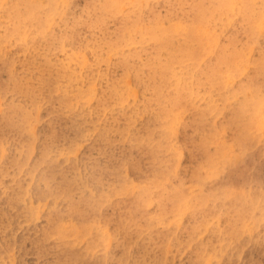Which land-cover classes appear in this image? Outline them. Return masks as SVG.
<instances>
[{
	"label": "rangeland",
	"instance_id": "rangeland-1",
	"mask_svg": "<svg viewBox=\"0 0 264 264\" xmlns=\"http://www.w3.org/2000/svg\"><path fill=\"white\" fill-rule=\"evenodd\" d=\"M29 1L0 0V264H264V0Z\"/></svg>",
	"mask_w": 264,
	"mask_h": 264
},
{
	"label": "bare ground",
	"instance_id": "bare-ground-1",
	"mask_svg": "<svg viewBox=\"0 0 264 264\" xmlns=\"http://www.w3.org/2000/svg\"><path fill=\"white\" fill-rule=\"evenodd\" d=\"M30 1H31V0H30ZM30 1H29V2H30ZM16 2H17V1H16ZM33 2H34V1H33ZM106 2H108V1H106ZM109 2H110V1H109ZM245 2H246V1H245ZM205 3H206L205 0H194V1L192 2V5H191V6L194 5V8H195L196 10H194V11H189V13H187V14H188V17H189V18L191 17V18L193 19L194 16H198V15H199L198 17H200L201 15L206 16V15H208V14H210V13H213L214 10H215V9H214V3L209 2V3H208V4L210 5L209 7H205V6H204ZM242 3L244 4V1H242ZM32 4H33V3H32ZM110 4H111V2H110ZM243 4H242V6H243ZM16 6H18V5H16ZM111 6H113V5H110V7H111ZM246 6H249V5L246 4ZM38 7H40V6H38ZM215 7H216V6H215ZM244 7H245V6H244ZM13 8H14V7H13ZM107 8H108V7H107ZM111 8H112V7H111ZM103 9H104V8H103ZM19 10H20V9H19ZM106 10H107V9H106ZM9 12H10V11H9ZM30 12H31V11H30ZM34 12L36 13L35 10H34ZM16 13H17V12H16ZM48 13H49V11H48ZM242 13H243V14H242V21L246 20V22H249V21L251 20V18H252L253 11H252L251 9H245L244 12H242ZM39 14H40V13H39ZM27 15H28V13H27ZM50 15H51V13H50ZM50 15H46V16L49 17ZM102 15H103V14H102ZM11 16H12V14H11ZM44 16H45V13H44ZM103 16H104V15H103ZM29 17H30V16H29ZM52 17H53V16H52ZM18 18H19V17H18ZM27 18H28V17H27ZM33 18H34V16H33ZM42 18H43V17H42ZM191 18H190V19H191ZM35 19H36V18H35ZM35 19H34V22H35ZM46 19H47V18H46ZM152 19H153V21H154V16L152 17ZM155 19H156V18H155ZM13 20H14V19H13ZM20 20H21V19H19V22H20ZM25 20H26V19H25ZM48 20H49V19H48ZM48 20H47V21H48ZM40 21H41V20H40ZM51 21H52V20H51ZM51 21H48V24H49V22H51ZM155 21H157V20H155ZM14 22H17V21H14ZM31 22H33V21H31ZM37 23H38V22H37ZM39 23H40V22H39ZM39 23H38V24H39ZM18 24H20V23L17 22V26H18ZM24 24H25V23H24ZM32 24H33V23H32ZM41 24H42V23H41ZM157 24H158V23H157ZM13 25H15V24H13ZM13 25H12V26H13ZM35 25H37V24L35 23ZM35 25H32V26H35ZM148 25H149V24H148ZM27 26H28V24H27ZM27 26H26V27H27ZM158 26H159V25H158ZM24 27H25V26H24ZM42 27H45V26H42ZM130 27H131V26H130ZM189 27H190V26H189ZM18 28H19V27H18ZM29 28H30V27H29ZM29 28H27L25 31L27 32V30H29ZM34 28H36V26H35ZM39 28L41 29V27H39ZM39 28H38V29H39ZM152 28L154 29V27H152V26L150 25V29H152ZM158 28H159V27H158ZM170 28H171V27H170ZM170 28H169V29H170ZM173 28H174V27H173ZM190 28H191V30H192L193 27L191 26ZM12 29H13V28H12ZM21 29H23V28H21ZM44 29H45V28H44ZM153 29H152V30H153ZM171 29H172V28H171ZM174 29H175V28H174ZM5 30H6V28H5ZM33 30H34V29H33ZM36 30H37V29H36ZM126 30H127V29H126ZM128 30H130V29H128ZM165 30H166V29H165ZM165 30H164V28H163L162 31H165ZM187 30H188V29H187ZM10 31H11V29H9V32H10ZM17 31H18V29H17ZM31 31H32V30H31ZM175 31H176V30H175ZM1 32H2V31H1ZM11 32H13V30H12ZM14 32H15V31H14ZM14 32H13V33H14ZM150 32H151V31H150ZM170 32H171V30L169 31V33H170ZM3 33H4V32H3ZM7 33H8V32H7ZM7 33H6V34H7ZM163 33H164V32H163ZM4 34H5V33H4ZM30 34H31V33H30ZM33 34H34V33H32V35H33ZM40 34H42V33H40ZM40 34H39V35H40ZM153 34H154V36L156 37L155 33H153ZM156 34H157V33H156ZM8 35H9V34H8ZM42 35H43V34H42ZM165 35H166V33H165ZM3 36H5V35H3ZM3 36H2V37H3ZM117 36H118V35H117ZM128 36H129V35H128ZM151 36H153V35H151ZM159 36H160V32H159ZM159 36H158V37H159ZM158 37H157V38H158ZM165 37H166V36H165ZM165 37H163V38H165ZM190 37H191V36H190ZM192 37H193V36H192ZM229 37H230V36H229ZM3 38H7V37L5 36V37H3ZM124 38H125V37H124ZM161 38H162V37H161ZM161 38L159 37L158 39H161ZM163 38H162V40H163ZM169 38H170V35H169ZM171 38H172V37H171ZM189 39H190V38H189ZM196 39H198V38H196ZM196 39H195V41H197ZM235 39H236V35L233 34V35L229 38L230 45H225V49H224V51H227V52H229L230 54L235 53L234 50H236V49H235L233 46H231V45H233V43H235ZM6 40H7V39H5L3 42L5 43ZM99 40H100V39H99ZM114 40H115V39H114ZM114 40H113V41H114ZM128 40H129V39H128ZM128 40H127V42H128ZM166 40H167V39H166ZM191 40H192V39H191ZM193 40H194V39H193ZM104 41H105V39H103V42H104ZM198 41H199V39H198ZM97 42H98V41H97ZM110 42H111V41H110ZM159 42H160V41H159ZM1 43H2V42H1ZM162 43H163V42H162ZM162 43H161V45H162ZM100 44H101V43H100ZM100 44H99V45H100ZM103 44L106 45V43H103ZM103 44H102V45H103ZM0 45H1V44H0ZM2 45H3V44H2ZM99 45H98V46H99ZM220 47H221V46H220ZM160 48H162V46H161ZM164 48H165V47H164ZM164 48H163V50H164ZM194 48H195V47H194ZM100 49H101V48H100ZM108 49H110V48H108ZM112 49H113V48H112ZM218 49H219V48H218ZM102 50H103V49H102ZM102 50H100V52H102ZM104 51H105V50H104ZM106 51H107V50H106ZM110 51H111V49H110ZM115 51H117V49H116ZM113 52H114V51H113ZM190 52H191V51H190ZM109 53H110V52H109ZM192 53H193V52H192ZM220 53H221V52H220ZM220 53H219V54H220ZM105 54H106L105 56L108 57V56H107V53H105ZM224 55H225V54H224ZM224 55L221 56V57L223 58ZM157 56H158V55H157ZM219 56H220V55H219ZM226 56H227V55H226ZM236 56H237V55H236ZM101 57H103V56H101ZM221 57H220V58H221ZM228 57H230V55H228ZM224 58H225V57H224ZM224 58H223V60H225ZM230 58H231V57H230ZM234 58H235V56H234ZM228 59H229V58H228ZM232 59H233V58H232ZM221 60H222V59H221ZM221 60H220V62H221ZM35 61H36V60H35ZM159 61H160V60H159ZM226 61H227V60H226ZM38 62H39V61H38ZM223 62H224V61H223ZM228 62H229V60L227 61V63H228ZM232 62H233V61H232ZM36 63H37V62H36ZM44 63H45V62H44ZM162 63H163V62H162ZM227 63H226V64H227ZM34 64H35V63H34ZM224 64H225V63H224ZM226 64H225V67H226ZM230 64H231V63H230ZM158 65H159V63H158ZM173 65H174V64H173ZM217 65H219V64H217ZM220 65H221V64H220ZM58 66H60V65H58ZM156 66H157V65L155 64V69H156ZM160 66H161V65H160ZM213 67H214V66H213ZM213 67H212V68H213ZM35 68H36V67H35ZM161 68H162V66H161ZM161 68H160V69H161ZM226 68H227V67H226ZM36 69H37V68H36ZM150 69H151V68H150ZM155 69L153 68V69H151V70H152V71L154 70V73H157V70H158V69H157L156 71H155ZM214 69H215V67H214ZM33 71H34V70H33ZM212 71H214V70H212ZM224 71H226V70H224ZM77 72H78V71H77ZM77 72H76V73H77ZM148 72H149V71H148ZM148 72H147V73H148ZM59 73H60V72H59ZM63 73H64V71H63ZM73 73H74V72H73ZM152 73H153V72H152ZM213 73H215V71H214ZM216 73H218V72H216ZM220 73H222V72H220ZM21 74H22V73H21ZM218 74H219V73H218ZM56 75L58 76L57 73H56ZM63 75H64V74H63ZM81 75H83V74H81ZM225 75H226V72H225ZM21 76L23 77V75H21ZM47 76H48V75H47ZM47 76H46V77H47ZM79 76H80V75H79ZM86 76H87V75H86ZM150 76H151V75H150ZM152 76H153V75H152ZM162 76H163V74H162ZM208 76H209V75H208ZM76 77H78V76H76ZM81 77H82V76H81ZM90 77H91V76H90ZM153 77H154V76H153ZM14 78H16V77L14 76ZM58 78H59V77H58ZM71 78H73V77H71ZM85 78H88V80H89V76H88V77H85ZM91 78H92V77H91ZM150 78H151V77H150ZM161 78H162V77H161ZM209 78H210V77H209ZM27 79H29V78H27ZM46 79H47V78H46ZM48 79H49V78H48ZM48 79H47V80H48ZM47 80H45V81H47ZM74 80H75V79H74ZM80 80H81V79H80ZM88 80H87V81H88ZM92 80H94V79H92ZM206 80H207V78H206ZM40 81H42V80H40ZM64 81H65V80H64ZM69 81H72V80H70V76H69ZM78 81H79V79L77 80V82H78ZM207 81H208V80H207ZM211 81H212V80H210V82H211ZM59 82H60V81H59ZM59 82H57L56 84L58 85ZM73 82H75V81H73ZM83 82H84V81H83ZM88 82L91 83V81H88ZM153 82H154V81H153ZM14 83H15V82H14ZM71 83H72V82H71ZM81 83H82V82H81ZM90 83H89V84H90ZM26 84H27L26 86L29 85L28 83H26ZM38 84H39V83H38ZM38 84H37V85H38ZM41 84H42V83H41ZM63 84H64V83H63ZM67 84H70V83H67ZM82 84H85V83H82ZM92 84H93V83H92ZM119 84H120V83H119ZM215 84H216V83H215ZM61 85H62V84H61ZM61 85H60V86H61ZM74 85H75V84H74ZM76 85H77V83H76ZM78 85H79V84H78ZM122 85H123V84H122ZM176 85H177V84H176ZM71 86H72V85H71ZM81 86H82V85H81ZM81 86H80V87H81ZM91 86H92V85H91ZM95 86H96V84H95ZM118 86H120V85H118ZM160 86H161V84H160ZM177 86H179V85H177ZM58 87H59V86H58ZM61 87H62V86H61ZM64 87H65V86H64ZM69 87H70V86H69ZM77 87H78V86H77ZM82 87L84 88V86H82ZM40 88H41V87H40ZM54 88H56V87H54ZM59 88H60V87H59ZM66 88H67V86H66ZM83 88H81V89H83ZM107 88H108V87H107ZM107 88H106V90H107ZM118 88H120V87H118ZM158 88H159V87H158ZM91 89H92V88H91ZM110 89H111V88L109 87V90H110ZM155 89H156V88H155ZM162 89H163V88H162ZM162 89L160 88L159 91H161ZM166 89H167V88H166ZM247 89H248V88H247ZM25 90H26V87H25ZM27 90H28V88H27ZM29 90L31 91V89H29ZM62 90H63V89H62ZM71 90H72V88H71ZM113 90H115V89H113ZM116 90H117V87H116ZM121 90H122V89H121ZM53 91H54V90H53ZM76 91H77V94H78L81 90H80L79 92H78V90H76ZM82 91H83V90H82ZM152 91H153V90H152ZM157 91H158V90H157ZM159 91H158V93H159ZM162 91H163V90H162ZM244 91H245V90H244ZM17 92H18V91H17ZM20 92H21V91H20ZM28 92H29V91H28ZM40 92H41V91H40ZM70 92H71V91H70ZM96 92H97V87H96ZM112 92H113V91H112ZM167 92H168V91H167ZM22 93H23V92H22ZM65 93H66V92H65ZM72 93H73V92H72ZM72 93H71V94H72ZM80 93H81V92H80ZM97 93H98V92H97ZM108 93H109V92H108ZM110 93H111V92H110ZM114 93H115V92H114ZM117 93H118V91H117ZM49 94H50V93H49ZM66 94H67V93H66ZM66 94H65V96H67ZM74 94H76V93H74ZM82 94H83V93H82ZM40 95H41V94H40ZM63 95H64V94H63ZM79 95H80V94H79ZM95 95H96V94H95ZM26 96H27V95H26ZM35 96H36V95H35ZM73 96H74V95H73ZM82 96H84V95H82ZM86 96H87V95H86ZM88 96H89V94H88ZM113 96H114V95H113ZM113 96H112V97H113ZM116 96H117V95H116ZM121 96H122V94H121ZM158 96H159V94H158ZM166 96H167V95H166ZM166 96H165V97H166ZM63 97H64V96H63ZM75 97H76V96H75ZM112 97H111V98H112ZM123 97H125V98L127 99V96H124V95H123L122 98H123ZM150 97H151V96H150ZM152 97H153V96H152ZM155 97L157 98V95H156ZM190 97H191V96H190ZM24 98H25V97H24ZM50 98H51V97H50ZM166 98L170 99L171 96H170V97L167 96ZM69 99H71V98H69ZM114 99H115V98H114ZM157 99H158V98H157ZM25 100H26V99H25ZM118 100H120V99H118ZM150 100H151V99H150ZM210 100H211V99H210ZM210 100H209V101H210ZM43 101H44V100H43ZM101 101H102V100H101ZM124 101H125V99H124ZM65 102H66V100H65ZM117 102H118V101H117ZM120 102H121V101H120ZM156 102H157V101H156ZM206 102H207V101H206ZM16 103H17V102H16ZM20 103H21V101H20ZM23 103H24V102H23ZM37 103H40V102H37ZM41 103H42V102H41ZM70 103H73L72 100L70 101ZM123 103H124V102H123ZM159 103H160V102H159ZM209 103H210V102H209ZM119 104H120V103H119ZM162 104H164V103H162ZM172 104H173V103H172ZM244 104H245V103H244ZM21 105H22V104H20V106H21ZM70 105H71V104H70ZM246 105H247V104H246ZM246 105H245V106H246ZM37 106H38V105H37ZM68 106H69V104H68ZM129 106H130V105H129ZM196 106H197V105H196ZM200 106H201V105H200ZM245 106H244V107H245ZM39 107H40V105H39ZM165 107H166V106H165ZM210 107H211V106L209 105L208 108H210ZM242 107H243V105H242ZM242 107H241V108H242ZM246 107H248V106H246ZM30 108H31V107H30ZM122 108H123V107H122ZM125 108H127V107H125ZM166 108H167V107H166ZM168 108H170V107L168 106ZM196 108H197V107H196ZM199 108H200V107H199ZM254 108H255V107H252V109H254ZM28 109H29V108H28ZM66 109H67V108H66ZM69 109H70V107L68 108V110H69ZM117 109H118V108H117ZM131 109H133V112H134V108H131ZM131 109H130V111L132 112ZM164 109H165V108H164ZM235 109H236V108H235ZM239 109H240V108H239ZM245 109H246V108H245ZM166 110H167V109H166ZM166 110H165V111H166ZM25 111H26V110H25ZM123 111L125 112V109H123ZM135 111H136V110H135ZM160 111H161V110H160ZM163 111H164V110H163ZM161 112H162V111H161ZM166 112H167V111H166ZM170 112H171V111H170ZM176 112H177V111H176ZM238 112H239V111H238ZM241 112L243 113V110H242V109H241ZM253 112L255 113V111H253ZM12 113H13V112H12ZM128 113H130V112L128 111ZM128 113H127V114H128ZM248 113H249V112H248ZM66 114H67V113H66ZM117 114H118V113H117ZM131 114H132V113H131ZM131 114H130V115H131ZM153 114H154V113H153ZM164 114H165V113H164ZM172 114H174V112H172ZM244 114H245V112L243 113V115H244ZM25 115H27V114H25ZM64 115H65V114H64ZM155 115H156V114H155ZM157 115H160V114H157ZM166 115L168 116V113L165 114V116H166ZM239 115H241L240 112H239ZM153 116H154V115H152V117H153ZM241 116H242V115H241ZM245 116H247V115H245ZM257 116H258V115H257ZM257 116H256V117H257ZM155 117H156V116H155ZM155 117H154V118H155ZM160 117H161V116H160ZM168 117H170V116H168ZM168 117H167V118H168ZM175 117H176V116H175ZM8 118H9V117H8ZM157 118H159V116H158ZM157 118H155L156 121H157ZM163 118H165V117H163ZM172 118H173V117H172ZM244 118H245V117H244ZM249 118H250V117H249V114H248V119H249ZM108 119H109V118H108ZM176 119H177V117H176ZM178 119H179V118H178ZM253 119H254V118H253ZM259 119H260V118H259ZM29 120H30V119H29ZM174 120H175V119H172V122H175V121H176V120H175V121H174ZM243 120H244V119H243ZM244 121H245V120H244ZM247 121H248V120H247ZM247 121H245V122L248 123ZM253 121H254V120H253ZM253 121H252V122H253ZM157 122H158V121H157ZM166 122H167V121H166ZM177 122H178V121H177ZM211 122H212V121H211ZM249 122H251V119H250ZM24 123H25V122H24ZM24 123H23V124H24ZM27 123H28V122H27ZM158 123H159V122H158ZM170 123H171V122H170ZM170 123L168 122V123H166V124H168V126H170ZM253 123H255V122H253ZM8 124H10V123H8ZM20 124H21V123H20ZM28 124H29V123H28ZM241 124H242V123H241ZM244 124H245V123H244ZM30 125H31V124H30ZM161 125L163 126L164 123L161 124ZM173 125H175V123H174ZM173 125H172V126H173ZM212 125H214V124H212ZM249 125H250V124H249ZM249 125H248V127H249ZM252 125H253V124H252ZM9 126H10V125H9ZM151 126H152V127H151L152 129H153L154 127L156 128V126H154V125H151ZM153 126H154V127H153ZM159 126H160V125H159ZM159 126H158V127H159ZM166 126H167V125H166ZM168 126H167V127H168ZM172 126H171V127H172ZM236 126H237V125H236ZM242 126H243V125H242ZM242 126H240V128H241ZM12 127H14V126H12ZM28 127H29V126H28ZM158 127H157V128H158ZM160 127H161V126H160ZM244 127H246V126H243V129H245ZM18 128H19V127H18ZM148 128H150V126H149ZM197 128H198V127H197ZM202 128H204V127H202ZM259 128H260V127H259ZM21 129H22V127H21ZM29 129H30V128H29ZM146 129H147V128H146ZM152 129H150V130H152ZM158 129H159V128H158ZM161 129H163V128H161ZM161 129H160V130H161ZM164 129H165V128H164ZM164 129H163V130H164ZM241 129H242V128H241ZM243 129H242V130H243ZM263 129H264V127H263ZM24 130H25V129H24ZM24 130H23V131H24ZM26 130H28V129H26ZM153 130H154V129H153ZM204 130H205V129H204ZM156 131H158V130H156ZM168 131H169V130H168ZM170 131H172V129H170ZM170 131H169V132H170ZM212 131H213V130H212ZM21 132H22V131H21ZM159 132H160V131H159ZM161 132H162V131H161ZM164 132H165V131H164ZM205 132L208 134V132H207L206 130H205ZM16 133H17V132H16ZM154 133H155V132H154ZM163 134H164V133H161V134H159V135H163ZM199 134H200V133H199ZM204 134H205V133H204ZM207 134H206V135H207ZM148 135L151 136L150 133H148ZM164 135L166 136V134H164ZM164 135H163V137H162V136H159V137L164 138V137H165ZM168 135L171 136L170 133H167V136H168ZM172 135H173V134H172ZM200 136H201V135H200ZM207 136H208V135H207ZM22 137H23V136H22ZM27 137H28V136H27ZM211 137H212V136H211ZM28 138H29V137H28ZM151 138H152V137H151ZM155 138H156V137H155ZM198 138H199V136H198ZM213 138H214V137H213ZM213 138H211V139H213ZM153 139H154V138H153ZM168 139H169V138H168ZM201 139H202V137H201ZM206 139H207V138H206ZM209 139H210V138H209ZM209 139H208V140H209ZM154 140H155V139H154ZM157 140H158V139H157ZM27 141H28V140H27ZM152 141H153V140H152ZM159 141H160V140H159ZM215 141H216V139H215ZM217 141H218V140H217ZM25 142H26V141H25ZM29 142H30V141H29ZM153 142H154V141H153ZM156 142H158V141H156ZM198 142H199V139H198ZM202 142H204V138H203ZM202 142H201V143H202ZM207 142H208V141H207ZM209 142H210V140H209ZM209 142H208V144H209ZM213 142H214V141H213ZM218 142H219V141H218ZM151 143H152V142H151ZM160 143H161V142H160ZM205 143H206V142H205ZM205 143H203V144H205ZM149 144H150V143H149ZM209 145H210V144H209ZM216 145H218V144H216ZM216 145H215V151L218 150V152L220 151L219 154H222V153L224 152V150H222V151H223V152H222V151L220 150L221 148H220V149H216V147H217ZM151 146H152V145H151ZM159 146H160V145H159ZM220 146H221V144H220ZM220 146H219V147H220ZM157 147H158V146H157ZM157 147H156V148H157ZM154 148H155V147H154ZM171 148H174V147H170V149H171ZM205 148H207V147H205ZM217 148H218V147H217ZM207 149H208V148H207ZM154 150H155V149H154ZM157 150H158V149H157ZM159 150H160V149H159ZM159 150L157 151V153H158V152H161V150H160V151H159ZM174 150H175V149H174ZM174 150H171V151H174ZM152 151H153V149H152ZM152 151H150V152H152ZM155 152H156V150H155ZM210 152H211V151H210ZM157 153H156V154H157ZM213 153H214V152H212L211 154H213ZM219 154H218V156L221 157L222 155L220 156ZM226 154H227V153H226ZM151 155H152V154H151ZM214 155H217V154H214ZM214 155H213V156H214ZM157 156H159V155H157ZM213 156H212V157H213ZM224 156H225V155H223V158H224ZM153 157H154V156H153ZM153 157H152V158H153ZM159 157H160V156H159ZM216 157H217V156H216ZM216 157H215V159H216ZM219 157H218V158H219ZM205 158H206V157H205ZM205 158H204V161H206ZM207 158H208V157H207ZM207 158H206V159H207ZM209 158L212 159L213 162L215 161V160H213V158H211V157H209ZM209 158H208V159H209ZM25 159H27V158H25ZM154 159H155V158H154ZM208 159H207V160H208ZM221 159H222V158H221ZM219 160H220V159H219ZM219 160H218V162L216 161L214 164H218V163H220ZM152 161H153V160H152ZM199 162H200V161H199ZM224 162H227V161L224 160ZM150 163H151V162H150ZM150 163H149V164H150ZM205 163H206V162H205ZM207 163H208L209 166H211V167L216 166V165L212 164V162H211V165H210L209 162H207ZM202 164H203V163H202ZM208 164H207V166H208ZM220 164H221V163H220ZM220 164H219V165H220ZM212 165H213V166H212ZM223 165H224V164H223ZM223 165H222V166H223ZM139 166H140V165H139ZM198 166H201V165H198ZM222 166H221V168H222ZM137 167H138V166H137ZM137 167H136V168H137ZM161 167H162V166H161ZM196 167H197V166H196ZM228 167H229V166H228ZM162 168H163V167H162ZM166 168L168 169L167 166H166ZM199 168H200V167H198V170H199ZM207 168L209 169V167H207ZM216 168H217V166H216ZM219 168H220V167H219ZM34 170H35V169H34ZM34 170H33V171H34ZM159 170H160V169H159ZM198 170H197V171H198ZM209 170H210V169H209ZM160 171H163V170H160ZM170 171L173 172L172 170H170ZM170 171L168 170L167 172H169V174H170V173H171ZM197 171H196V172H197ZM212 171H215V170H213V168H212ZM175 172H176V171H175ZM209 172H210V171H209ZM209 172H208V173H209ZM218 172H219V171H218ZM32 173H33V172H32ZM198 173H199V172H198ZM169 174H167V175L170 176ZM175 174H176V173H175ZM212 175H214V174H212ZM76 176H77V175H76ZM155 176H156V175H155ZM155 176H154V177H155ZM164 176H166V175H164ZM196 176H198L197 173H196ZM200 176H201V175H199V178H201ZM80 177H81V176H80ZM152 177H153V176H152ZM152 177H151V178H152ZM156 178H157V176H156L154 179H156ZM164 178H165V177H164ZM164 178L161 177L162 180H163ZM197 178H198V177H197ZM148 179H150V178H148ZM162 180H161V181H162ZM166 180H167V178H166ZM149 181H150V180H149ZM152 181L154 182L153 179H152ZM152 181H151V182H152ZM198 181H199V180H198ZM164 183H165V182H164ZM166 183H167V182H166ZM142 185H143V184H142ZM142 185H141V186H142ZM147 185H148V184H147ZM151 185H152V184H151ZM164 185H166V184H164ZM173 185H174V184H173ZM176 185H177V184H176ZM179 185L181 186L182 184H179ZM144 186H145V185H144ZM144 186H143L142 188H146V187H147V186H146V187H144ZM149 186H150V185H149ZM155 186H156V185H155V182H154V187H155ZM159 186H161V185H159ZM162 186H163V183H162ZM168 186H169V185H168ZM182 186H183V185H182ZM182 186H181V187H182ZM165 187H167V186H165ZM170 187H171V186H170ZM170 187H168V188H170ZM181 187H180V188H181ZM142 188H141V189H142ZM150 188H151V187H150ZM157 188H158V187H157ZM163 188H164V186H163ZM178 188H179V187H178ZM152 189H153V188H152ZM164 189H165V188H164ZM143 190H145V189H143ZM146 190H147V188H146ZM149 190H150V189H149ZM171 190H173V188H172ZM171 190H170V191H171ZM174 190H176V189H174ZM174 190H173V191H174ZM177 190H178V189H177ZM115 191H116V190H115ZM115 191H114V192H115ZM147 191H148V190H147ZM147 191H146V192H147ZM191 191H193V190H191ZM130 192H131V191H130ZM144 192H145V191H144ZM146 192H145V193H146ZM174 192H175V191H174ZM174 192H172V193H174ZM194 192H196V191H194ZM223 192H224V191H223ZM226 192H227V191H226ZM226 192H225V195H226ZM178 193H179V194H182V193H180V192H178ZM215 193H216V192H215ZM217 193H219V192H217ZM90 194H91V193H90ZM109 194H110V193H109ZM113 194H114V196H117V193H116V195H115V193H113ZM191 194H192L191 196H193V193H191ZM211 194H212V193H211ZM223 194H224V193H223ZM107 195H108V193H107ZM149 195H150V193H149ZM176 195H178V194H177V193L174 194L175 198L177 197ZM208 195H209V194H208ZM17 196H18V195H17ZM114 196H113V197H114ZM137 196H138V195H137ZM137 196H136V199H137ZM174 196H173V197H174ZM213 196H215V194H214ZM226 196H227V195H226ZM228 196H229V195H228ZM93 197H94V196H93ZM104 197H105V195H104ZM140 197H142V196H140ZM143 197H144V196H143ZM160 197H161V196H160ZM182 197H184V196H182ZM194 197H195V193H194ZM90 198H91V195H90ZM108 198H109V197H108ZM158 198H159V197H158ZM169 198H170V197H169ZM171 198H172V196H171ZM171 198H170V200H171ZM177 198H178V197H177ZM184 198H185V197H184ZM196 198H197V195H196ZM209 198H210V197H209ZM86 199H87V198H86ZM94 199H95V198H94ZM141 199L143 200V199H145V198H141ZM167 199H168V197H167ZM178 199H182V200H183V198H180V195H179V198H178ZM178 199H177V200H178ZM185 199H186V198H185ZM185 199H184V200H185ZM188 199H190V198H188ZM188 199H187V201H188ZM206 199H208V198H206ZM213 199H214V198H213ZM20 200H21V199H20ZM70 200H71V199H70ZM106 200H107V199H106ZM142 200H141V201H142ZM160 200H162V199H160ZM173 200H174V199H173ZM177 200H174V201H175V204H176V201H177ZM190 200H191V199H190ZM208 200H209V199H208ZM208 200H207V201H208ZM136 201L138 202V200H136ZM157 201H159V200H157ZM162 201H163V200H162ZM178 201H180V200H178ZM210 201H211V200H210ZM212 201H213V200H212ZM215 201H216V200H215ZM108 202H109V201H108ZM137 202H136V203H137ZM182 202H184V201H182ZM242 202H243V200H242ZM187 203H188V202H187ZM187 203H186V204H187ZM212 203H213V202H212ZM218 203H219V202H218ZM141 204H142V203H141ZM158 204H159V203H158ZM177 204H178V203H177ZM194 204H195V203H194ZM196 204H197V203H196ZM72 205H74V203H73ZM182 205H183V204H182ZM214 205H216V204H214ZM219 205H220V204H219ZM234 205H235V204H234ZM237 205H238V204H237ZM137 206H138V204H137ZM140 206H141V205H140ZM140 206H139V207H140ZM174 206H175V205H174ZM174 206H172V209H173ZM184 206H185V204H184ZM181 207H182V206H181ZM220 207H221V205H220ZM234 207H235V206H234ZM121 208H122V207H121ZM179 208H180V207H179ZM229 208H230V206H229ZM229 208H228V209H229ZM238 208H239V207H237V209H238ZM241 208H242V207H241ZM170 209H171V207H170ZM172 209H171L170 211H172ZM184 209H185V208H184ZM184 209H182V210L184 211ZM228 209H227V210H228ZM234 209H235V208H234ZM242 209H243V208H242ZM180 210H181V209H180ZM168 211H169V210H168ZM170 211H169V212H170ZM183 211H182V212H183ZM233 211L237 212L236 209L233 210ZM238 211H239V209H238ZM220 212H221V211H220ZM222 212H223V211H222ZM225 212H226V210H225ZM129 213H131V212H129ZM229 213H230V212H229ZM131 214H132V213H131ZM194 214H195V213H194ZM221 214H222V213H221ZM156 215H157V214H156ZM158 215H159V216H154V217L157 218V217H161V216H162V215L160 216V214H158ZM228 215H229V214H228ZM152 216H153V214H152ZM222 216H223V215H222ZM236 216H238V215H236ZM132 218H133V217H132ZM128 219H129V218H128ZM227 219H228V218H227ZM134 220H135V218H134ZM134 220H133V221H134ZM230 221H231V220H230ZM94 223H96V222H94ZM135 223H136V222H135ZM232 223H233V222H232ZM57 224H59V222H58ZM57 224H56V227H59ZM137 224H138V223H137ZM214 224H215V223H214ZM59 225H60V224H59ZM91 225H93V223H92ZM95 225H96V224H95ZM205 225H207V224L205 223ZM234 225H235V224H234ZM54 226H55V225H54ZM135 226H136V225H135ZM139 226H140V225H139ZM139 226H138V227H139ZM217 226H218V225H216V227H217ZM126 227H127V226H126ZM210 227H211V226H210ZM54 228H55V227H54ZM54 228H52V229H54ZM62 228H63V226H62ZM97 228H99V226H98ZM139 228H142V227H139ZM205 228H206V226H205ZM205 228H204V229H205ZM222 228H223V226H222ZM55 229H57V228H55ZM58 229L60 230V228H58ZM58 229H57V231H58ZM92 229H93V228H92ZM128 229H129V228H128ZM135 229H136V228H135ZM210 229H214V228L211 227ZM215 229H216V228H215ZM223 229H224V228H223ZM230 229H231V228H230ZM63 230H64V229H63ZM202 230H203V228H202ZM206 230H207V228H206ZM227 230H228V229H227ZM227 230H226V231H227ZM61 231H62V229H61ZM141 231H142V230H141ZM141 231H140V232H141ZM217 231L219 232V230H217ZM217 231H216V232H217ZM224 231H225V230H224ZM229 231H230V230H228V232H229ZM231 231H232V230H231ZM91 232H93V231H91ZM142 232H143V231H142ZM142 232H141V234H142ZM210 232H211V231H210ZM213 232H214V231H213ZM56 233H57V232H56ZM64 233L66 234V232H64ZM229 233L231 234V233H233V232H229ZM87 234H88V233H87ZM223 234H225V233H223ZM230 234H229V235H230ZM68 235H69V234H68ZM92 235H93V233H92ZM225 235H227V232H226ZM218 236H219V235H218ZM218 236H217V237H218ZM222 236H223V235H222ZM139 237H140V236H139ZM139 237H137V238H139ZM217 237H216V238H217ZM234 237H235V236H234ZM62 238L64 239V237H62ZM84 238H85V237H84ZM88 238H89V237H88ZM90 238H93V237H90ZM192 238H193V237H191V240H192ZM63 239H62V240H63ZM70 239H71V238H70ZM85 239H86V238H85ZM149 239H151V238H149ZM149 239H147V240L149 241ZM222 239H223V238H222ZM222 239H221V240H222ZM230 239H231V237H230ZM237 239H238V238H237ZM59 240H60V239H59ZM66 240H67V239H66ZM89 240H91V243L94 242V241H92V239H89ZM89 240H88V241H89ZM145 240H146V239H145ZM223 240H225V239H223ZM235 240H236V238H235ZM60 241H61V240H60ZM60 241H58V242H60ZM85 241H86V240H85ZM88 241H87V243L90 242V241H89V242H88ZM205 241H206V240H205ZM219 241H220V240H219ZM225 241H226V240H225ZM229 241H230V240H229ZM231 241H232V240H231ZM68 242H69V241H68ZM226 242H227V241H226ZM62 243H63V245H64V241H62ZM66 243H67V241H66ZM66 243H65V244H66ZM78 243H79V241H78ZM85 243H86V242H85ZM133 243H134V242H133ZM133 243H132V244H133ZM217 243H218V241H217ZM229 243H230V242H229ZM231 243H232V242H231ZM231 243H230V244H231ZM233 243H234V242H233ZM56 244L58 245V243H56ZM130 244H131V243H130ZM200 244H201V243H200ZM202 244H203V243H202ZM206 244H207V243H206ZM70 245H71V243L69 244V246H70ZM72 245H73V244H72ZM72 245H71V246H72ZM75 245H76V244H75ZM78 245H79V244H78ZM86 245L88 246V244H86ZM93 245H94V244H93ZM95 245H96V244H95ZM97 245H98V244H97ZM99 245H100V244H99ZM226 245H228V247H229V244H226ZM231 245H232V244H231ZM59 246H60V245H59ZM71 246H70V247H71ZM76 246H77V245H76ZM90 246H92V245H90ZM102 246H104V245H102ZM129 246H131V245H129ZM218 246H219V245H218ZM56 247H58V246H56ZM73 247H75V246H73ZM77 247H79V246H77ZM83 247H84V246H83ZM93 247H94V246H93ZM99 247H101V246H99ZM215 247H217V246H215ZM226 247H227V246H226ZM68 248H69V247H68ZM84 248H85V247H84ZM84 248H83V249H84ZM89 248H90V247H89ZM89 248H88V249H89ZM218 248H219V247H218ZM218 248H217V249H218ZM60 249H62V248H60ZM60 249H59V250H60ZM80 249H82V248L79 247V250H80ZM196 249H198V248H196ZM199 249H200V248H199ZM217 249H216V251H217ZM90 250H91V249H89V251H90ZM101 250H102V249H101ZM204 250H205V249H204ZM213 250H214V252H215V249H213ZM93 251H94V250H93ZM95 251H97V250L95 249ZM205 251H206V250H205ZM80 252H81V250H80ZM87 252H88V251H87ZM97 252H98V251H97ZM100 252H101V251H100ZM102 252H103V251H102ZM203 252H204V251H203ZM203 252H202V253H203ZM207 252H208V251H207ZM207 252H206V253H207ZM210 252H211V251H210ZM210 252H209V253H210ZM218 252H219V251H218ZM65 253H67V252H65ZM78 253H79V252H78ZM78 253H75V256H77ZM83 253H84V252H83ZM197 253H198V252H197ZM215 253H216V252H215ZM164 254H165V253H164ZM199 254H200V256L203 255V254H201V253H199ZM211 254H213V253H211ZM211 254H210V255H211ZM78 255H80V254H78ZM85 255L87 256V253L84 254V256H85ZM206 255H207V254H206ZM206 255H205V256H202L203 259L208 258V256L206 257ZM63 256H64V255H63ZM82 256H83V254H82ZM84 256H83V258H84ZM86 256H85V258H86ZM130 257H131V256H130ZM204 257H205V258H204ZM229 257H230V256H229ZM76 258H77V257H76ZM163 258H164V257H163ZM211 258H212V256H211ZM127 260H128V259H127ZM74 261H76V260H74ZM163 261H164V260H163ZM200 261H201V260H200ZM229 261H230V260H229ZM201 264H202V263H201Z\"/></svg>",
	"mask_w": 264,
	"mask_h": 264
}]
</instances>
